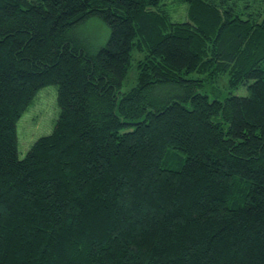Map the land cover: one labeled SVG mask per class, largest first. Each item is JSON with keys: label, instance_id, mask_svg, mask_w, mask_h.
<instances>
[{"label": "trees", "instance_id": "obj_1", "mask_svg": "<svg viewBox=\"0 0 264 264\" xmlns=\"http://www.w3.org/2000/svg\"><path fill=\"white\" fill-rule=\"evenodd\" d=\"M163 1L0 0V264H264V0ZM221 75L247 94L211 98ZM49 85L54 128L19 158Z\"/></svg>", "mask_w": 264, "mask_h": 264}, {"label": "rangeland", "instance_id": "obj_2", "mask_svg": "<svg viewBox=\"0 0 264 264\" xmlns=\"http://www.w3.org/2000/svg\"><path fill=\"white\" fill-rule=\"evenodd\" d=\"M163 3L174 19L175 17H185L186 6L180 0H164ZM75 34L91 52H95L106 44L110 30L103 21L92 18L80 25L76 29ZM141 57H143L141 52L134 53L135 60L132 61V66L124 80L123 91L136 84L138 75L137 61ZM227 80V75L218 76L213 82L205 80L203 81L202 90L208 93L211 98L218 99H223L229 94L239 96L247 94L245 85L241 84L236 88H230ZM58 112L56 86L49 85L40 89L17 122L19 158L25 156L31 145L38 138L49 135L52 132Z\"/></svg>", "mask_w": 264, "mask_h": 264}]
</instances>
